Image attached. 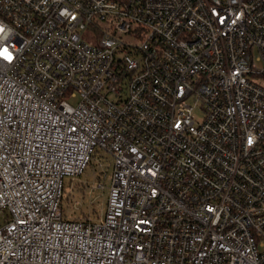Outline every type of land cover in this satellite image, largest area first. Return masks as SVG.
I'll list each match as a JSON object with an SVG mask.
<instances>
[{
    "label": "built area",
    "instance_id": "built-area-1",
    "mask_svg": "<svg viewBox=\"0 0 264 264\" xmlns=\"http://www.w3.org/2000/svg\"><path fill=\"white\" fill-rule=\"evenodd\" d=\"M0 27V264H264V0H0ZM98 150L106 208L70 218Z\"/></svg>",
    "mask_w": 264,
    "mask_h": 264
},
{
    "label": "rangeland",
    "instance_id": "rangeland-1",
    "mask_svg": "<svg viewBox=\"0 0 264 264\" xmlns=\"http://www.w3.org/2000/svg\"><path fill=\"white\" fill-rule=\"evenodd\" d=\"M198 120L203 117L201 108L195 110ZM113 157L102 151H96L86 170L74 178H65V189L62 206L65 214L70 218L88 213L95 219L106 208L109 187L111 184ZM103 184V185H102ZM86 220V219H82ZM3 220L0 217V226Z\"/></svg>",
    "mask_w": 264,
    "mask_h": 264
},
{
    "label": "snow or ice",
    "instance_id": "snow-or-ice-1",
    "mask_svg": "<svg viewBox=\"0 0 264 264\" xmlns=\"http://www.w3.org/2000/svg\"><path fill=\"white\" fill-rule=\"evenodd\" d=\"M0 31H3V28H2V27H0ZM0 55L5 56V58H6V59H9V60L12 59L11 55L7 53V49H4L3 52H0ZM251 142H252V141H251V139H250V140H249V143H251Z\"/></svg>",
    "mask_w": 264,
    "mask_h": 264
},
{
    "label": "trees",
    "instance_id": "trees-1",
    "mask_svg": "<svg viewBox=\"0 0 264 264\" xmlns=\"http://www.w3.org/2000/svg\"><path fill=\"white\" fill-rule=\"evenodd\" d=\"M84 213L86 214L78 215L77 219H90V216H88V213L87 212H84Z\"/></svg>",
    "mask_w": 264,
    "mask_h": 264
}]
</instances>
